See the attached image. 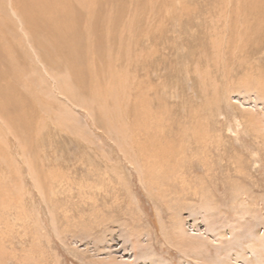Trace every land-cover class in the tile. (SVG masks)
Segmentation results:
<instances>
[{"label": "rangeland", "instance_id": "374dc122", "mask_svg": "<svg viewBox=\"0 0 264 264\" xmlns=\"http://www.w3.org/2000/svg\"><path fill=\"white\" fill-rule=\"evenodd\" d=\"M249 263L264 0H0V264Z\"/></svg>", "mask_w": 264, "mask_h": 264}, {"label": "bare ground", "instance_id": "6f19581e", "mask_svg": "<svg viewBox=\"0 0 264 264\" xmlns=\"http://www.w3.org/2000/svg\"><path fill=\"white\" fill-rule=\"evenodd\" d=\"M14 14H15V13H14ZM14 16H15V15H14ZM19 21H20V23L22 24L21 20H19ZM241 88H242V87H241ZM248 120H249V119H248ZM252 125H253V124H252ZM252 125H251V126H252ZM260 126H261V125H260ZM262 127H263V126H262ZM252 128H253V127H252ZM254 129H255V128H254ZM255 138H256V137H255ZM259 139H260V138H259ZM255 141H256V140H255ZM157 143H158V142H157ZM154 149H155V148H154ZM150 152H152V151H150ZM150 152H149V153H150ZM156 153H157V152H156ZM169 153H170V152H169ZM150 154H151V153H150ZM160 155H161V154H160ZM151 156H152V155H151ZM151 156H150V159H151ZM156 156H157V154H156ZM154 158L157 159V157H154V156H153V159H154ZM154 161H155V160H154ZM160 161H161V160H160ZM156 162L158 163L159 160H157ZM154 165H156V164H154ZM158 165H159V164H157V166H158ZM159 167H160V166H159ZM159 169H162V167H160ZM159 172H160V171H159ZM160 173H161V172H160ZM159 176H160V175H159ZM180 177H181V176H180ZM3 202H4V201H3ZM8 207H9V205H8ZM9 208H10V207H9ZM5 212H6V209H5ZM8 213H9V212H8ZM261 238H262V236H261ZM260 240H261V239H260ZM261 248H262V247H261ZM241 250H242V249H241ZM241 253H242V252H241ZM245 253H246V252H245ZM245 253L243 252V254H245ZM251 254H252V253H251ZM252 255H253V254H252ZM242 260H243V259H242ZM247 260H248V259H247ZM249 261H250V260H249ZM246 263H247V262H246ZM249 264H251V263H249Z\"/></svg>", "mask_w": 264, "mask_h": 264}]
</instances>
